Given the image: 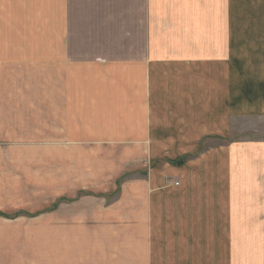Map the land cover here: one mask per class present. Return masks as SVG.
I'll return each instance as SVG.
<instances>
[{
	"label": "crops",
	"instance_id": "1",
	"mask_svg": "<svg viewBox=\"0 0 264 264\" xmlns=\"http://www.w3.org/2000/svg\"><path fill=\"white\" fill-rule=\"evenodd\" d=\"M124 2L52 0V40L32 41L29 0H0V90L9 95L0 109L6 116L12 111V126L22 130L30 68L46 69L52 86L39 94L52 95V122L61 127L62 140L115 147L122 169L114 192L132 177L122 185L131 189L126 197L53 202L56 233H68L69 243L56 250L55 264H206L203 246L199 250L205 227L199 234L192 224L193 209L205 210L208 202L173 194L190 193L193 179L211 170L214 240L231 222H264V137L252 129L255 134L246 132L244 139L237 127L241 120L264 124V71L256 54L264 28L245 22L238 44L230 15L227 26L211 24L195 43L196 7L184 12L182 0H137L133 16L142 21L128 28L110 9L124 14ZM45 6L38 9L45 12ZM176 174L183 186L169 181ZM240 179L250 185L238 214L234 188ZM102 185L84 190L101 191ZM196 222L204 224V216ZM213 264H223L221 257Z\"/></svg>",
	"mask_w": 264,
	"mask_h": 264
},
{
	"label": "rangeland",
	"instance_id": "2",
	"mask_svg": "<svg viewBox=\"0 0 264 264\" xmlns=\"http://www.w3.org/2000/svg\"><path fill=\"white\" fill-rule=\"evenodd\" d=\"M123 1H126L124 3H128L129 6L124 14L119 7L115 6V9L110 7V9L117 13L114 16L124 18L128 28L132 26L137 28V24L142 21V17L140 21H135L133 16L134 9L138 6L137 0ZM86 2L88 6H91L92 0H86ZM182 2L186 8L184 12H187L190 6L198 9L199 21L194 27L197 36L193 41L195 43L203 41L199 33L211 30V24L217 23L220 28L227 26L230 15L231 22L237 30L238 44L242 43L241 31L244 30L245 22L253 20L264 28L262 24L264 22V0H182ZM43 3L46 5L45 12L38 9ZM47 7L50 8L49 12H47V9L49 10ZM51 8L52 0H29L30 40H52L54 19ZM255 8L260 9L255 12ZM163 11L166 10L162 9L161 12ZM98 19L104 21L101 16H98ZM83 26L84 22L77 26V29ZM256 40H254L255 47L258 45ZM256 54L258 57L261 55L259 71H264V39L261 40ZM45 70L38 72L36 67L30 68L28 120L24 119L22 130L20 127L12 126L16 124L15 118L10 117L13 115L12 111H8L9 116H6V112L0 109V264L56 263L54 260V256L58 253L56 250L69 246L68 238L63 235H68V233H61V238L56 233V223L60 219L54 218L51 211L56 199L60 197L63 199L89 198L91 197L89 195L121 198L122 195L125 194L126 197L131 192L128 191L131 189L122 190V185L127 182L131 183L132 177L116 185L121 192L111 190L122 169L117 166L119 152L115 147L72 146L62 140L61 127L58 124L55 126L52 122L51 102H48L52 100V95L42 97L39 94L42 88L51 89L52 86V77L49 74L46 75ZM48 71H51V68ZM0 79L3 81L2 78ZM248 81L250 82V79ZM7 97L9 95L1 88L0 106L7 103ZM7 117L9 121H6ZM254 124L250 120L238 121V135H242L244 139H248L251 134L255 133L264 137V124L262 126H260L261 123ZM252 129L255 133L251 132ZM256 130L259 131L256 132ZM203 174H197L198 176L193 179L190 193L188 191L174 192L173 197H192L208 202L205 210L202 207H198L197 210L193 209L194 222L192 224L195 232L199 234L200 227L202 225L205 227L203 234L205 238L200 239L199 250L203 246V257L206 259V264H213L216 257H221L223 264H264V222L254 220L231 222L227 227L219 228L217 240H214L215 223L212 210L214 177L211 170ZM243 180H239L242 185L237 183L234 188H238V195L235 198L236 206L233 210L238 214H241L244 208L242 200L246 191L243 190L250 185L249 183L243 184ZM169 181L183 186V179L178 174L172 176ZM221 182L229 183L224 180ZM100 183L103 184L101 188L104 190L106 186L107 191L84 190V187H95ZM246 195L249 197L250 193ZM45 211L50 212L45 213ZM189 215L192 213L190 212ZM197 215L204 216V224L196 222Z\"/></svg>",
	"mask_w": 264,
	"mask_h": 264
}]
</instances>
